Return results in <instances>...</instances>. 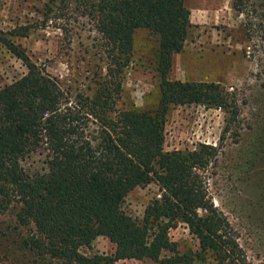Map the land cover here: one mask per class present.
<instances>
[{
    "label": "trees",
    "instance_id": "obj_1",
    "mask_svg": "<svg viewBox=\"0 0 264 264\" xmlns=\"http://www.w3.org/2000/svg\"><path fill=\"white\" fill-rule=\"evenodd\" d=\"M88 19L107 58L103 81L90 91L66 89L15 40L24 26L0 30V43L27 72L0 87V213L12 209L21 243L50 264H116L150 258L164 264H248L225 213L214 205L205 171L218 149L166 150L172 106L204 105L238 114L220 83L172 79L174 55L194 26L186 0H52ZM245 0H234L238 11ZM139 30L155 38L158 99L152 107L118 109L117 99ZM68 31V30H67ZM44 154L42 167L25 160ZM156 182L140 220L123 209L136 187ZM185 223L199 240L181 251L170 231ZM8 239V233H4ZM100 235L116 243L113 255H86ZM2 238V236H0ZM3 242L0 240V243Z\"/></svg>",
    "mask_w": 264,
    "mask_h": 264
},
{
    "label": "rangeland",
    "instance_id": "obj_2",
    "mask_svg": "<svg viewBox=\"0 0 264 264\" xmlns=\"http://www.w3.org/2000/svg\"><path fill=\"white\" fill-rule=\"evenodd\" d=\"M209 1L219 5L211 7L221 16L193 24L184 51L174 55L171 78L220 83L236 99L238 114L204 105L172 106L165 125V149L217 147L218 154L204 173L209 195L228 217L248 264H264V0H245L242 12L234 8V0ZM62 7L52 0H0V30L28 26L29 35L17 36L16 42L66 89L89 92L105 79L107 58L88 19L73 11V3L66 10ZM155 43L148 32H137L118 109L157 103ZM26 72L22 60L0 43V87ZM43 159L44 154L37 152L24 163L28 168L42 167ZM161 193L156 182L136 187L126 196L123 209L140 220L148 203ZM22 232L15 227L12 209L0 213V233H8L7 240L0 235V264H50L21 243ZM170 237L181 251L199 246L185 223L173 228ZM82 252L113 255L116 243L100 235ZM116 264L164 263L145 258Z\"/></svg>",
    "mask_w": 264,
    "mask_h": 264
},
{
    "label": "crops",
    "instance_id": "obj_3",
    "mask_svg": "<svg viewBox=\"0 0 264 264\" xmlns=\"http://www.w3.org/2000/svg\"><path fill=\"white\" fill-rule=\"evenodd\" d=\"M193 4V5H191ZM186 5L191 10V22L192 24H204L209 23V21L214 20L217 16H221V13L212 12L213 5L219 6L216 4H211L209 0H186ZM199 12H197V9Z\"/></svg>",
    "mask_w": 264,
    "mask_h": 264
}]
</instances>
